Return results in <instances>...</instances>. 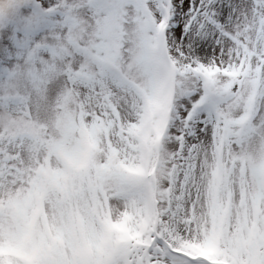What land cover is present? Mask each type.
Here are the masks:
<instances>
[{
  "label": "snow or ice",
  "instance_id": "1",
  "mask_svg": "<svg viewBox=\"0 0 264 264\" xmlns=\"http://www.w3.org/2000/svg\"><path fill=\"white\" fill-rule=\"evenodd\" d=\"M0 264H264V0H0Z\"/></svg>",
  "mask_w": 264,
  "mask_h": 264
}]
</instances>
